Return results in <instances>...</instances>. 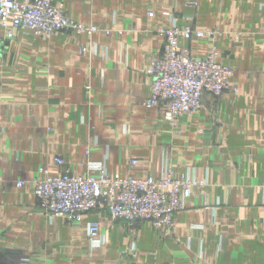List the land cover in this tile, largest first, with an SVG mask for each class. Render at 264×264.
Segmentation results:
<instances>
[{
	"label": "crops",
	"instance_id": "0c3cea01",
	"mask_svg": "<svg viewBox=\"0 0 264 264\" xmlns=\"http://www.w3.org/2000/svg\"><path fill=\"white\" fill-rule=\"evenodd\" d=\"M56 1L76 21L112 32L20 29L6 54L0 45V264H264V0ZM172 10L179 25L223 32L181 44L194 57L215 49L238 89L173 124L165 106L144 105L146 68L163 54L155 30L173 23L163 15ZM90 162L135 177H158L171 163L176 177L206 185L184 200L167 234L103 210L80 222L45 213L33 184L41 169L97 175ZM90 221L100 246L89 241Z\"/></svg>",
	"mask_w": 264,
	"mask_h": 264
},
{
	"label": "built area",
	"instance_id": "2783aa9c",
	"mask_svg": "<svg viewBox=\"0 0 264 264\" xmlns=\"http://www.w3.org/2000/svg\"><path fill=\"white\" fill-rule=\"evenodd\" d=\"M63 2L56 0H0V28L5 37L13 39L20 29H28L40 36H51L70 28L79 31H96L97 27L85 28L70 21L64 14ZM151 16L153 14H150ZM158 32L165 36L166 44L161 56L153 59L146 73L151 76V95L144 100L148 107L165 106V118L175 122L183 114L199 111L208 100L221 98L226 91L236 93L232 86L233 69L217 61L216 53L194 57L181 38H215L216 30H200L193 26L176 24L161 27ZM61 164L63 159L56 158ZM138 161L131 159V164ZM97 175L66 172L52 175L42 168L44 175L33 181L34 191L45 213L67 217L80 222L91 211H107L113 220L136 226L149 221L162 233L172 232L175 214L184 207L199 182L174 176L171 167L158 177L148 175H110L101 165L92 163ZM18 186L25 184L18 181ZM88 238L92 246L103 243L100 226L96 221L88 225Z\"/></svg>",
	"mask_w": 264,
	"mask_h": 264
},
{
	"label": "rangeland",
	"instance_id": "374dc122",
	"mask_svg": "<svg viewBox=\"0 0 264 264\" xmlns=\"http://www.w3.org/2000/svg\"><path fill=\"white\" fill-rule=\"evenodd\" d=\"M190 0H184L183 1V3L185 4V5H189V6H192V7H196L197 6V2H194V1H190ZM64 11V14H65V16L70 20V21H72L73 23H75V24H77V25H81V26H83V27H85V28H90V29H92V27H97V30L96 31H92L91 33L89 32V31H79L78 29H74V28H70V29H67V30H63V31H59V32H70V33H76V34H87L89 37H91L95 32H98V31H102L103 33H105V34H109V33H111L112 32V30H110V29H107V28H105V29H103V30H101L102 28H99L98 26H96V25H94V24H85V23H81V22H78V21H76L75 19H73L72 17H71V15H69V13H68V11L67 10H63ZM164 14L163 15H167V16H171V17H173V23H171L170 25H168V24H162L161 26H159L158 28H156V33H157V35L158 36H161V37H163L164 38V46H163V50H162V52H164V49H165V44H166V38H165V36L164 35H162V34H160L159 32H158V30H159V28H161V27H170V26H172V25H174V24H176V25H178V26H180V27H187V26H191V25H179L178 24V18H179V15H178V13H175V11H165V12H163ZM150 14H153L152 12H150ZM151 16V15H150ZM153 16V15H152ZM178 17V18H177ZM236 19H238V16L236 15ZM177 22V23H176ZM194 27V26H193ZM194 28H196V27H194ZM196 29H198V28H196ZM201 30V29H200ZM213 30H216L217 32H218V34L215 36V38L216 37H218V36H220L223 32L221 31V30H217V29H213ZM113 32H115V33H117V34H122L123 33V31H121V30H116V31H113ZM58 33V32H57ZM237 34H239V32H236ZM52 36V35H51ZM43 37H50V36H43ZM204 38H206V37H204ZM209 38V37H208ZM200 39H202V38H200ZM212 39V38H211ZM10 41V39L9 38H6L5 36H3L2 38H0V45H3V48L5 49L4 50V54H6L7 52H6V48H7V43ZM93 47V49H94V51L95 52H97V48H96V45H93L92 46ZM81 51H82V53H86L87 51H89V48L88 47H86V46H82V48H81ZM107 52V49L105 48V50H103L102 51V49L100 48V53H106ZM211 53H216V58H217V61H219L218 60V53L215 51V49H214V51H212V52H210L209 54H211ZM208 54V55H209ZM193 56V55H192ZM157 57H159V56H153L152 57V60H151V63H152V61H153V59H155V58H157ZM196 57V56H195ZM220 62V61H219ZM220 63H222V62H220ZM223 64H225V63H223ZM151 65V64H150ZM150 65L146 68V70L150 67ZM227 65H229V64H227ZM230 66V65H229ZM230 67H232V66H230ZM232 69H233V72L235 71L234 70V68L232 67ZM148 74V73H147ZM234 74V73H233ZM149 75V74H148ZM233 77V76H232ZM232 86H234V87H236L237 88V85L236 84H234L233 83V81H232ZM216 100H218V99H216ZM216 100H213V101H216ZM210 101V100H209ZM146 106V105H145ZM160 106H164V105H160ZM147 108H153V107H148V106H146ZM154 107H159V106H154ZM163 115H164V118H165V110H164V112H163ZM182 116V115H181ZM180 117V116H179ZM178 117V118H179ZM177 118V119H178ZM166 119V118H165ZM176 119V120H177ZM169 122H171V121H169ZM176 122V121H175ZM174 122V123H175ZM172 124H173V122H171ZM89 153V149H87V154ZM62 158V157H61ZM63 159V158H62ZM64 160V159H63ZM137 161H138V159H136ZM130 162H131V160H130ZM92 163H96V164H101L106 170H107V168H106V166H105V164L103 163V162H90V164H92ZM90 164H89V166H90ZM168 167H171L172 168V170H173V173H174V176H175V172H174V168H173V165L171 164V163H169V164H167V166H166V168H168ZM91 168V167H90ZM166 168H165V170H166ZM97 171L98 172V170L97 169H90V172L91 171ZM164 170V171H165ZM42 173V172H41ZM88 174V173H87ZM92 174V173H91ZM176 177V176H175ZM178 178H185V179H189V180H196V181H198L199 182V186H196L194 189H198V190H201L205 185H206V183L204 182V181H202V180H199V179H197V178H194V177H178ZM194 189H193V191H194ZM192 191V192H193ZM192 194V193H191ZM182 210V209H181ZM180 211V210H179ZM178 211V212H179ZM178 212L175 214V218L177 217V214H178ZM139 224V223H138ZM137 224V225H138ZM136 230V228L135 229H131V231H132V233H134V232H136L135 231ZM88 235V234H87ZM133 240V239H132ZM132 244H133V249H135V241L133 240V242H132Z\"/></svg>",
	"mask_w": 264,
	"mask_h": 264
}]
</instances>
